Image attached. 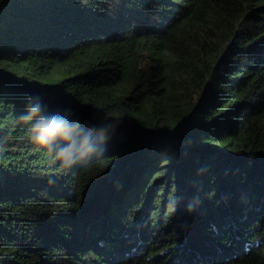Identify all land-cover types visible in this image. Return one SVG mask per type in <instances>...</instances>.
I'll list each match as a JSON object with an SVG mask.
<instances>
[{
	"label": "trees",
	"instance_id": "obj_1",
	"mask_svg": "<svg viewBox=\"0 0 264 264\" xmlns=\"http://www.w3.org/2000/svg\"><path fill=\"white\" fill-rule=\"evenodd\" d=\"M30 96L122 123L66 168ZM0 264H264V0H0Z\"/></svg>",
	"mask_w": 264,
	"mask_h": 264
},
{
	"label": "clouds",
	"instance_id": "obj_2",
	"mask_svg": "<svg viewBox=\"0 0 264 264\" xmlns=\"http://www.w3.org/2000/svg\"><path fill=\"white\" fill-rule=\"evenodd\" d=\"M74 116L70 108L48 112L41 97L30 96L17 119L27 126L33 144L46 149L54 161L67 168L102 151L101 145L112 138L122 123L115 112H105L98 125L82 123ZM49 183L54 180L49 178Z\"/></svg>",
	"mask_w": 264,
	"mask_h": 264
}]
</instances>
